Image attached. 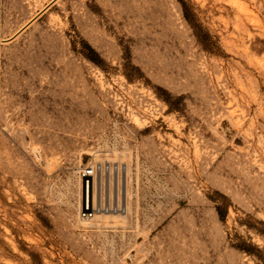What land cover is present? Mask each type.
I'll return each mask as SVG.
<instances>
[{"label": "rangeland", "instance_id": "374dc122", "mask_svg": "<svg viewBox=\"0 0 264 264\" xmlns=\"http://www.w3.org/2000/svg\"><path fill=\"white\" fill-rule=\"evenodd\" d=\"M0 264H264V0H0Z\"/></svg>", "mask_w": 264, "mask_h": 264}, {"label": "built area", "instance_id": "2783aa9c", "mask_svg": "<svg viewBox=\"0 0 264 264\" xmlns=\"http://www.w3.org/2000/svg\"><path fill=\"white\" fill-rule=\"evenodd\" d=\"M107 171H110V167H107L106 168ZM101 168H93V167H89V168H85L83 171H82V181H83V185L85 186L86 188V199H85V202L84 204L82 205L81 207V215L83 218L85 219H92L94 218L97 214L105 211V212H111V211H119V207H116V208H109L107 207L106 209L102 208V205L99 204V207H97V204H93V202L91 203L89 201V197L87 196L88 194V189H89V186L91 184V182L93 181V175L100 171ZM115 170H118V167H115Z\"/></svg>", "mask_w": 264, "mask_h": 264}, {"label": "trees", "instance_id": "16d2710c", "mask_svg": "<svg viewBox=\"0 0 264 264\" xmlns=\"http://www.w3.org/2000/svg\"><path fill=\"white\" fill-rule=\"evenodd\" d=\"M186 17L189 19V16H188V14H187V11H186ZM219 213H220V216H221V217H223V216H224V215H223V212H222L221 210H220V212H219Z\"/></svg>", "mask_w": 264, "mask_h": 264}, {"label": "bare ground", "instance_id": "6f19581e", "mask_svg": "<svg viewBox=\"0 0 264 264\" xmlns=\"http://www.w3.org/2000/svg\"><path fill=\"white\" fill-rule=\"evenodd\" d=\"M100 214V213H99ZM98 215V214H97Z\"/></svg>", "mask_w": 264, "mask_h": 264}]
</instances>
